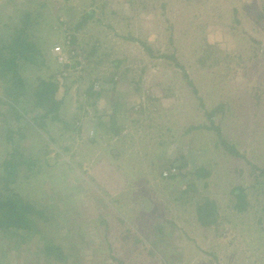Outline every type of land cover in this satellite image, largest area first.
Here are the masks:
<instances>
[{
    "label": "rangeland",
    "instance_id": "rangeland-1",
    "mask_svg": "<svg viewBox=\"0 0 264 264\" xmlns=\"http://www.w3.org/2000/svg\"><path fill=\"white\" fill-rule=\"evenodd\" d=\"M25 11L41 58L0 76V193L65 263L264 264V0H0V42ZM15 232L0 264H57Z\"/></svg>",
    "mask_w": 264,
    "mask_h": 264
},
{
    "label": "trees",
    "instance_id": "trees-1",
    "mask_svg": "<svg viewBox=\"0 0 264 264\" xmlns=\"http://www.w3.org/2000/svg\"><path fill=\"white\" fill-rule=\"evenodd\" d=\"M87 16L89 17L90 14L87 13ZM34 17L36 16L31 11L23 12L21 16H19L20 26H15L19 28H16L12 33H7V39L5 40V42H0V76L3 80L6 79L13 82V88L11 89L13 92H16L17 89H20L19 85L22 81L21 76L17 74L19 66H21V64L26 65L33 63L34 61H37L38 58H41L40 52L37 51L39 50V48L36 46V42L31 38L30 35V30L32 29L33 25L34 27L36 25L37 19ZM141 45L142 48L148 50L147 45L144 42H142ZM162 58L175 61V58L169 55L162 56ZM19 62L21 64H19ZM39 83L42 90L40 89L41 92L40 90L36 92L34 98L35 100H37L36 104L41 109L45 110V112H47L46 109L52 107V105H55L53 93L56 89V86L53 83L45 81H40ZM189 85L191 84L189 83ZM88 91L91 92L90 88ZM44 100L46 103L43 102ZM207 116L208 119H210V114ZM209 123L211 124L212 122ZM213 130L216 132V134H219L218 128L215 127L213 128ZM224 142L226 141H221L223 145H225ZM227 147L228 145L226 146V148ZM232 149L233 148L230 147V153L232 155H236V152ZM18 156L20 157L19 154ZM9 166L10 165L8 162V165L5 167V169L9 168ZM10 168L15 171L12 166H10ZM261 174H264V171H261ZM169 177L171 178L172 176ZM235 192V197L237 199L242 197V191L239 188H236ZM205 207H212V202L209 199L205 200L202 205L200 204V206H197L195 209L197 213L196 216L201 221L202 213L204 212L205 214ZM36 213L41 214V211H37L32 204L24 202L22 199L16 196L12 198V196H2L0 193V234H2V236L0 237H3L5 235H3V233H6L7 231H13L14 233H16L15 231H20L24 232L26 236H39V238L43 241L41 252L44 259L47 261L50 258L52 260H55L57 264L59 262L66 264V255L63 251L62 244H56L48 239L46 241L44 236H42L41 234L39 235L40 229L38 227H40V224L38 220L40 219H37L35 217ZM100 220L101 218H99V222ZM101 222L104 223L103 221Z\"/></svg>",
    "mask_w": 264,
    "mask_h": 264
},
{
    "label": "built area",
    "instance_id": "built-area-1",
    "mask_svg": "<svg viewBox=\"0 0 264 264\" xmlns=\"http://www.w3.org/2000/svg\"><path fill=\"white\" fill-rule=\"evenodd\" d=\"M174 172H175V170L173 169V170H171V172H169V174H168V175H172V174H174ZM166 175H167V173H166V172H164V173H163V176H165V177H166Z\"/></svg>",
    "mask_w": 264,
    "mask_h": 264
}]
</instances>
